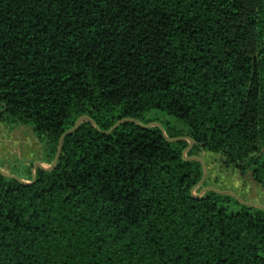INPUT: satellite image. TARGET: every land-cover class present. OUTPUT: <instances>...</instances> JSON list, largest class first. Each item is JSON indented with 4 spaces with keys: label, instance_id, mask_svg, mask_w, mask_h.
I'll return each mask as SVG.
<instances>
[{
    "label": "trees",
    "instance_id": "obj_1",
    "mask_svg": "<svg viewBox=\"0 0 264 264\" xmlns=\"http://www.w3.org/2000/svg\"><path fill=\"white\" fill-rule=\"evenodd\" d=\"M82 117L0 172V264H264V210L192 159L264 191V0H0V122L52 166Z\"/></svg>",
    "mask_w": 264,
    "mask_h": 264
},
{
    "label": "rangeland",
    "instance_id": "obj_2",
    "mask_svg": "<svg viewBox=\"0 0 264 264\" xmlns=\"http://www.w3.org/2000/svg\"><path fill=\"white\" fill-rule=\"evenodd\" d=\"M43 146L39 142L31 125L9 126L0 122V169L13 176L29 178V172L35 169L43 157ZM208 176L205 182L210 188L232 191L242 200L264 206V191L243 182L238 172L224 165V159L210 153H202ZM46 168L51 165L43 163ZM32 168V169H31ZM200 189L195 195H200Z\"/></svg>",
    "mask_w": 264,
    "mask_h": 264
},
{
    "label": "water",
    "instance_id": "obj_3",
    "mask_svg": "<svg viewBox=\"0 0 264 264\" xmlns=\"http://www.w3.org/2000/svg\"><path fill=\"white\" fill-rule=\"evenodd\" d=\"M84 122H91V123H92V124L98 129L96 123H95L90 117H82V118L77 122V124L75 125V127L72 128L71 130L67 131V132L63 135V137L61 138L59 151H58V154H57V156H56V158H55V161H54L53 165H52L50 168H46V167L44 166V164L41 163V162H39V163L36 164L35 169L33 170V177H34V179H35V172H36V169H37V168H43V169H47V170H50V171H51V170H53V169L57 166L58 161H59V158H60L61 153H62V150H63V143H64L65 138H66L67 136H69V135L75 133V132L80 128V125H81L82 123H84ZM127 122L135 123V124L139 125L140 127L144 128V129H148V128L152 127V126H158V127L162 130L164 136L166 137V139H167L168 141H170V142H174V141H177V140H182V139H170V138L166 135V133L164 132V129L162 128V126H161L160 124H158V123H152V124H149V125H145V124H143V123H141V122H139V121H137V120H134V119H125V120H122V121H120L117 125H115L110 131H108V132H104V133H105V134H110V133H112L114 130H116L119 126H121L122 124L127 123ZM193 143H194V142L191 140V147L193 146ZM185 159H188V158L185 157ZM192 159H194V160L200 162V163L202 164L203 168H204V178H203V180H202V182H201V184H202L203 182H205V180H206V178H207V176H208L206 163H205L200 157H193ZM0 172H1L2 174L6 175V176H9V177H12V178H16V179H18L20 182H22V183H24V184H29V183H27L26 181H24V180H22V179H19V178L13 176V175H10L9 173H7V172L4 171V170H1V169H0ZM208 190L216 191V192H218V193H223V194L231 195V196H233L234 198L238 199L242 204H246V205H249V206H252V207H258V208H261V209L264 210V206H263V205L256 204V203L246 202V201L242 200V199H241L236 193H234V192H232V191H221V190H217V189H215V188H210V187H209V188L204 189L203 193H204L205 191H208ZM196 197H198V196H196Z\"/></svg>",
    "mask_w": 264,
    "mask_h": 264
}]
</instances>
